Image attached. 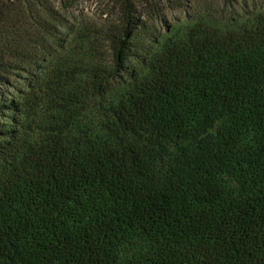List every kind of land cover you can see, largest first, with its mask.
<instances>
[{
    "label": "trees",
    "instance_id": "1",
    "mask_svg": "<svg viewBox=\"0 0 264 264\" xmlns=\"http://www.w3.org/2000/svg\"><path fill=\"white\" fill-rule=\"evenodd\" d=\"M0 264H264V0H0Z\"/></svg>",
    "mask_w": 264,
    "mask_h": 264
}]
</instances>
